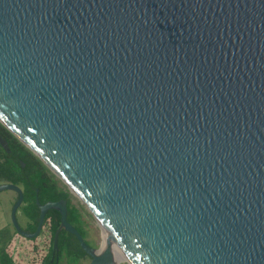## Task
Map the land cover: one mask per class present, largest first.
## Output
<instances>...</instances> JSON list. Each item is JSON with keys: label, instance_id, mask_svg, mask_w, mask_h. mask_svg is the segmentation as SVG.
<instances>
[{"label": "water", "instance_id": "obj_1", "mask_svg": "<svg viewBox=\"0 0 264 264\" xmlns=\"http://www.w3.org/2000/svg\"><path fill=\"white\" fill-rule=\"evenodd\" d=\"M0 124L101 228L36 201L25 232L0 183L19 235L59 213L51 260L63 229L88 264H264V0H0Z\"/></svg>", "mask_w": 264, "mask_h": 264}, {"label": "trees", "instance_id": "obj_2", "mask_svg": "<svg viewBox=\"0 0 264 264\" xmlns=\"http://www.w3.org/2000/svg\"><path fill=\"white\" fill-rule=\"evenodd\" d=\"M0 136L6 140L9 148L7 152L0 147V182L13 183L22 188V212L27 217L32 229L38 219V207L34 201L35 192L38 190L40 202L60 198L67 200V221L83 236V212L79 206L70 202L68 190L65 187L59 188L56 184L59 180L55 178V175L1 124ZM47 175L53 177L54 182L47 178ZM59 217V213L53 209L49 210L45 216L44 228L50 234V246L40 264H60L61 257L64 258L66 264H70L72 260H81L87 257L75 237L62 229L58 236L57 253L51 260L52 239L59 225Z\"/></svg>", "mask_w": 264, "mask_h": 264}, {"label": "rangeland", "instance_id": "obj_3", "mask_svg": "<svg viewBox=\"0 0 264 264\" xmlns=\"http://www.w3.org/2000/svg\"><path fill=\"white\" fill-rule=\"evenodd\" d=\"M57 180H59L57 177H55ZM59 184H63L60 180L58 181ZM65 187V185H62ZM66 188V187H65ZM67 189V188H66ZM68 190V189H67ZM69 192V190H68ZM70 198L71 201L79 206L84 214V219L88 222V225L86 224L84 227L88 232V238H87V232L85 234V239L87 243L92 247H98V245L101 242V228L98 225L97 221L91 216V214L86 210V208L79 202V200L71 193ZM13 191L11 190H4L0 191V207H2V204L4 205L5 214L3 219L6 220L7 223L11 225L10 221V211L13 206V202L11 201ZM23 205H21L17 212H16V220L20 227H25V216L22 212ZM0 224H1V218H0ZM50 242V234L46 231V229L43 227L39 234L33 238H28L25 236H21L18 234H15L14 238H12V248L11 250H8V252L5 254L7 256L8 254L11 257H16L18 262H22L24 264H40L42 261V257L44 256V253L46 251V248ZM18 243V245H17ZM4 256V257H5ZM89 257H86L84 260H72L70 264H88ZM60 264H66L63 257L60 259ZM119 264H126L125 262L120 261Z\"/></svg>", "mask_w": 264, "mask_h": 264}, {"label": "crops", "instance_id": "obj_4", "mask_svg": "<svg viewBox=\"0 0 264 264\" xmlns=\"http://www.w3.org/2000/svg\"><path fill=\"white\" fill-rule=\"evenodd\" d=\"M15 198H16V196L14 193L12 195L11 201L13 202L15 200ZM4 205H5V203L2 204V207H0V218H1V224H0V264H24L21 261L18 262L16 257H11L9 254L7 256H5V254L8 252V250H11V248H12V244H11L12 238H14L15 234H18V233L14 230L13 226H10L9 223H7L6 220L3 219L4 214H5V210L3 209ZM10 221H11V211H10ZM17 245H18V243H17ZM49 246H50V243L48 244L44 255L48 252ZM85 258H83L81 260H84ZM26 264H28V263H26Z\"/></svg>", "mask_w": 264, "mask_h": 264}, {"label": "flooded vegetation", "instance_id": "obj_5", "mask_svg": "<svg viewBox=\"0 0 264 264\" xmlns=\"http://www.w3.org/2000/svg\"><path fill=\"white\" fill-rule=\"evenodd\" d=\"M49 170V169H48ZM50 171V170H49ZM51 172V171H50ZM52 173V172H51ZM56 177V176H55ZM47 178H49L52 182H54V180H53V177H51V176H49V175H47ZM0 183H2V182H0ZM57 184V186L59 187V188H63V184L61 185V184H59L58 182L56 183ZM18 186V185H17ZM20 187V186H19ZM66 187V186H65ZM20 189L22 190V188L20 187ZM23 192V191H22ZM15 193V192H14ZM15 196H16V198H15V200L17 199V194L15 193ZM39 196V192H38V190H36V192H35V196H34V201H35V203H36V205H37V207H38V204H37V202L36 201H38V203L39 204H44V203H46V202H48V201H58V200H65L66 201V205H67V200L66 199H64V198H60V199H57V200H46V201H44V202H40V198L38 197ZM70 198V197H69ZM70 202L71 203H73L72 201H71V198H70ZM74 204V203H73ZM76 205V204H75ZM51 210V209H50ZM49 211V210H48ZM47 211V212H48ZM47 212L45 213V216H46V214H47ZM38 215H39V209H38ZM45 216H44V220H43V224H42V227H41V229L44 227V222H45ZM84 214H82V220L84 221V226L87 224L88 225V222L86 221V219H84ZM37 222H38V219H37ZM37 222H36V225H37ZM71 224V223H70ZM36 225L34 226V228L32 229V227L29 225V223H28V219H27V217L25 216V227H21V229L23 230V231H25V232H33L34 230H35V228H36ZM72 225V224H71ZM73 226V225H72ZM89 226V225H88ZM41 231V230H40ZM78 231V230H77ZM83 231H84V234H83V238H84V240L86 241V239H85V234H86V232H87V230L85 229V227H83ZM86 231V232H85ZM87 238H88V232H87ZM89 239V238H88ZM87 242V241H86Z\"/></svg>", "mask_w": 264, "mask_h": 264}, {"label": "bare ground", "instance_id": "obj_6", "mask_svg": "<svg viewBox=\"0 0 264 264\" xmlns=\"http://www.w3.org/2000/svg\"><path fill=\"white\" fill-rule=\"evenodd\" d=\"M101 240H102V237H101ZM122 256L119 254V259L121 258Z\"/></svg>", "mask_w": 264, "mask_h": 264}]
</instances>
